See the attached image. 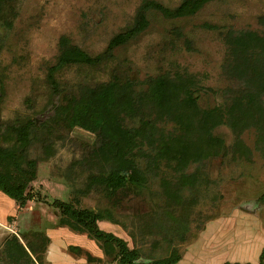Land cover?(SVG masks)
I'll return each mask as SVG.
<instances>
[{"label":"rangeland","instance_id":"rangeland-1","mask_svg":"<svg viewBox=\"0 0 264 264\" xmlns=\"http://www.w3.org/2000/svg\"><path fill=\"white\" fill-rule=\"evenodd\" d=\"M143 1L7 0L2 6L0 120L35 121L27 147L35 178L23 207L0 192V264H117L85 233L61 222L55 199L108 217L98 226L123 238L130 248H139L143 260L164 257L175 247L181 256L178 264H258L264 248V201L259 200L264 192V93L255 86L253 96L262 115L254 121L260 125L235 133L222 119L207 128L208 135L201 134L209 148L203 159L184 163L158 157L154 164L136 158L140 180L114 191L97 185L85 189L97 166L83 161L99 155L102 143L87 124L99 127L102 116L99 108L88 110L81 101L82 87L99 91L109 81L128 78L140 89L148 76L176 77L183 89H194L190 110L179 102L187 128L174 127L169 119L159 125L176 140L188 137L194 149L198 122L205 117L201 112L211 111L215 117L236 93L237 80L227 69L234 61L228 31L263 30L259 18L264 16V0H199L192 11L178 15L172 10L182 0H152L160 7L147 10L143 31L98 64L57 65L55 87L48 84V69L57 64L62 38L91 57L100 56L112 37L131 26ZM99 96L98 106L104 102ZM126 123L137 126L138 117L128 116ZM7 140L13 142L12 137ZM237 140L249 149L248 157L233 151ZM151 149L157 151L156 146ZM181 174L188 177L186 182H180ZM11 233L29 254L17 244L23 263L11 262L2 253ZM31 241H46L45 250L31 253ZM71 246L94 256L99 251L100 262H87Z\"/></svg>","mask_w":264,"mask_h":264},{"label":"trees","instance_id":"trees-1","mask_svg":"<svg viewBox=\"0 0 264 264\" xmlns=\"http://www.w3.org/2000/svg\"><path fill=\"white\" fill-rule=\"evenodd\" d=\"M6 1L0 0V11ZM198 2L199 0H182L172 10V13L178 15L192 11ZM157 5L152 0H144L137 8L131 26L112 37L104 53L100 56L91 57L78 46L62 38L57 64L48 69V84L55 87L54 72L57 65L82 63L94 65L101 62L102 56L111 55L113 48L122 45L126 40L146 28L148 25L147 10ZM259 24L263 28L261 33L258 30L249 29L228 31L226 40L229 42L234 61L229 64L227 69L233 74V79L237 80L234 90L236 93H234L230 104L217 110L218 113L215 117L211 115V111H209L210 113L201 112L204 113L205 117L202 116L204 118L198 122L200 129L194 135L198 137L195 138L197 145L194 149H191L192 143L188 137H180L176 140L171 131L166 132L159 125L169 119L174 121V127L178 124L179 127L187 128L184 123L186 117L181 115L179 102H183L187 108L189 104L192 105L194 103V89L190 87L189 91L183 89L184 84L178 83L176 77L167 74L148 76L143 80L140 89L137 88L136 82L128 78L109 81L99 91L91 86L82 87L81 101L87 104L88 110L99 108L102 116L99 127H92L87 124V127L95 131L102 139L97 150L102 158L100 159L97 155L93 160L83 161V163L91 161L97 166L96 172L87 176L85 189L89 190L97 185L108 189V191H114L135 183L137 179L140 180L143 173L136 165V158H144L149 161L152 159L154 164L158 157L179 158L184 163L189 159L196 161L203 159L204 152L209 148L201 141V134L205 132L208 135L209 129L207 130V128L214 127L222 119L233 128L235 133L251 125H260L254 121L261 118L262 114L261 107L260 110L258 109V99L253 96V89L255 86L256 91L264 93V16L259 18ZM182 94H185L183 98L180 97ZM99 95H102L104 100L100 106H98ZM55 108L57 110L59 106ZM188 109L190 110V108ZM128 116H137L138 125L128 126L126 123ZM34 123V120L11 123L0 120V140L8 143L9 140L7 139L13 138V142L9 141L6 145L0 143V192L11 198L18 207H23L26 201L31 198V195L28 194V187L35 178L34 161L27 159L29 131L35 126ZM165 140L168 142L166 146H164ZM151 146L157 147L155 153ZM232 148L242 157L249 156V149H245L241 140H237ZM187 178L181 174L180 182H186ZM165 192L168 195L173 193L167 190ZM259 200L264 201V192L260 195ZM53 205L59 209L61 222H67L66 224L69 223L80 232L85 233L104 255L111 257L117 264H178L180 261L181 256L175 247L164 257H146L143 260L139 248H130L123 238L98 226L99 221L108 217H104L101 213L89 208L77 207L75 203L70 201L55 199ZM176 220L180 224L179 219ZM44 238L47 239L45 236ZM44 242L37 244L31 241L27 243V247L31 253V250L42 252L46 247V241ZM17 244L22 247L24 254L29 256L14 233H11V236L5 241V250L2 253L5 252L4 256L11 262L23 263L24 257L19 254ZM69 249H72L76 255H85L87 262H100L101 260L100 256H94L86 249L76 246H71ZM224 264L252 263L227 261ZM258 264H264V248L259 255Z\"/></svg>","mask_w":264,"mask_h":264},{"label":"crops","instance_id":"crops-1","mask_svg":"<svg viewBox=\"0 0 264 264\" xmlns=\"http://www.w3.org/2000/svg\"><path fill=\"white\" fill-rule=\"evenodd\" d=\"M97 253L99 254V251H97ZM94 254H96V252H94ZM98 254H97V255H95V256H100V254H99V255H98Z\"/></svg>","mask_w":264,"mask_h":264}]
</instances>
